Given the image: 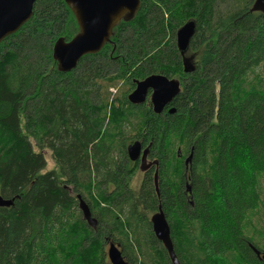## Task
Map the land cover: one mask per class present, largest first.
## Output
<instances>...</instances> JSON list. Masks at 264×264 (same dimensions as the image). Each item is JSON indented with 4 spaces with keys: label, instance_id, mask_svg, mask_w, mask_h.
I'll list each match as a JSON object with an SVG mask.
<instances>
[{
    "label": "trees",
    "instance_id": "1",
    "mask_svg": "<svg viewBox=\"0 0 264 264\" xmlns=\"http://www.w3.org/2000/svg\"><path fill=\"white\" fill-rule=\"evenodd\" d=\"M140 1L69 73L52 55L79 32L64 0H37L1 42L0 196L13 204L0 208V264H110V244L129 264H172L150 222L159 207L180 264H264V15L254 0ZM190 21L181 55L176 35ZM152 75L181 84L160 115L150 97L134 106L110 92ZM137 141L159 177L152 169L134 191Z\"/></svg>",
    "mask_w": 264,
    "mask_h": 264
},
{
    "label": "water",
    "instance_id": "2",
    "mask_svg": "<svg viewBox=\"0 0 264 264\" xmlns=\"http://www.w3.org/2000/svg\"><path fill=\"white\" fill-rule=\"evenodd\" d=\"M37 0H0V44L9 36L17 33L32 17L34 4ZM72 13L79 32L70 41L64 38L56 40L53 46V59L58 65V71L69 73L75 70L83 57L100 53L106 44L111 42L114 29L122 22L132 21L141 7L140 0H64ZM252 12H260L264 15V0H254ZM196 24L193 21L182 26L176 35L177 49L181 55H185L190 43L196 34ZM136 88L128 96V101L134 106H140L147 102L150 96V104L155 114L160 115L166 107L181 93V84L177 80L169 79L162 75H152L144 80L137 81ZM175 109L169 111L174 113ZM150 146L143 149V144L135 142L127 147V154L132 162L141 159V171L156 165L147 164ZM192 155L186 160L188 165ZM147 165V166H146ZM156 179L158 171H156ZM158 180V179H157ZM157 180L155 183L157 184ZM79 210L83 219L94 228L96 218L89 205L77 196ZM11 200H4L0 196V208L9 207ZM153 233L157 241L161 242L169 253L172 264H180L177 260L171 240V230L166 216L159 207L157 213L150 218ZM259 258L264 260L256 251ZM110 264H129L118 246L110 244L107 252Z\"/></svg>",
    "mask_w": 264,
    "mask_h": 264
},
{
    "label": "rangeland",
    "instance_id": "3",
    "mask_svg": "<svg viewBox=\"0 0 264 264\" xmlns=\"http://www.w3.org/2000/svg\"><path fill=\"white\" fill-rule=\"evenodd\" d=\"M29 57H30V59L32 61L31 63H34L33 66H36V62L39 59V55L36 54L35 52H30L29 53ZM110 92H112L113 96H123L125 93H128V95H127V97H128L132 91H128L127 87L124 86L122 83H120L118 88H116V89L113 88V89L110 90ZM37 151H38V149H37ZM44 155H45V159L47 161V168H46L45 171L54 170L56 168V166H55V161L53 159L52 153L49 150H45L44 151ZM134 178L135 179H133L131 185H132L133 190L135 191V189L138 187V185L140 184L141 180L143 179V175L140 173V171H138L137 173H135ZM152 215H150V218H151ZM108 249H109V247L107 246L106 247V253H107Z\"/></svg>",
    "mask_w": 264,
    "mask_h": 264
},
{
    "label": "flooded vegetation",
    "instance_id": "4",
    "mask_svg": "<svg viewBox=\"0 0 264 264\" xmlns=\"http://www.w3.org/2000/svg\"><path fill=\"white\" fill-rule=\"evenodd\" d=\"M136 83V82H135ZM134 83V85H135V87H134V89L132 90V92L135 90V88H136V84ZM151 96V93L148 95V97H150ZM168 110V109H167ZM145 148H147V146L146 147H144L143 146V149H145ZM148 160H147V164L149 165V164H151L152 162L149 160V157L147 158ZM135 164H137V166H138V171H140V173L143 175V177H144V174H146L147 172H151L152 171V169H154L155 168V171L153 172L154 173V179L155 180H157L158 179V177H159V174H158V176H157V179H156V171H157V167L155 166V165H153L152 167H150V168H148V169H146L145 171H141V164H142V162H141V159H139L137 162H134ZM154 164V163H153ZM184 164L187 166V164H186V161L184 160ZM147 166V165H146ZM137 189V188H136Z\"/></svg>",
    "mask_w": 264,
    "mask_h": 264
}]
</instances>
